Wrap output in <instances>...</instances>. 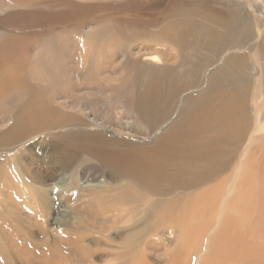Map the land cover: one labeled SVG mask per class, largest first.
Segmentation results:
<instances>
[{"label": "bare ground", "instance_id": "6f19581e", "mask_svg": "<svg viewBox=\"0 0 264 264\" xmlns=\"http://www.w3.org/2000/svg\"><path fill=\"white\" fill-rule=\"evenodd\" d=\"M159 12L149 32L136 21L132 39L172 44L180 73H159L164 60L147 46L152 57H142L138 47L101 65L112 64L108 75L119 81L103 91L106 98L87 70L79 74V87L54 98L45 95L48 88H24L10 128L0 134L5 192L15 204H41L36 186L45 179L42 169L52 168L48 176L57 183L51 195L67 203L61 212L74 214V222L53 235L54 246L63 249L45 255L57 252L62 264H150L144 254L164 261L169 255L179 264L180 251L188 252L181 242L186 226L198 235L195 246L203 233L207 238L198 258L189 252L192 264H251L254 258L264 264V8L233 0H166ZM111 33L104 25L100 38L93 32L82 42L81 60L92 55L89 44L104 43ZM3 69L12 76L1 78L0 93L23 82L13 79L20 65L11 57L0 59ZM104 100L110 114H91ZM36 148L45 153L37 158L40 150L31 153ZM223 182L237 197L227 191L209 200L207 192ZM4 207L0 231L1 223L17 226L7 209L17 206ZM237 223L239 235L233 233ZM170 243L177 247L166 251ZM20 258L2 255L0 264Z\"/></svg>", "mask_w": 264, "mask_h": 264}, {"label": "rangeland", "instance_id": "374dc122", "mask_svg": "<svg viewBox=\"0 0 264 264\" xmlns=\"http://www.w3.org/2000/svg\"><path fill=\"white\" fill-rule=\"evenodd\" d=\"M233 2L239 6L254 2L260 10L264 8V0H233ZM165 4L166 0L157 2L153 0H0V59L11 57V62L19 64L20 69L13 76V79L17 78V80L23 81L19 84L17 82L12 88L8 87V90L0 93V134L10 128L12 124L11 115L15 113L16 107L25 99L24 88L28 86L48 88L50 92L46 91L45 95L54 98V94L69 90L73 84L79 87L81 80L79 74L87 70L88 75H90L88 80L97 85H102L100 93L106 92V88L109 89V86L116 85L119 81L118 78L108 75V72L112 70V64L106 67L101 65L116 55H129L138 47L142 50V57H152L146 53L147 46H150L155 52L153 56H161L165 66L164 69L158 70L159 73L167 68H173L177 74L180 73L178 70L180 54L172 44L152 43L149 36L141 42H136L131 35V29L136 21L141 22L139 25L142 26V31L149 32L152 30V23L161 17L159 11L164 9ZM195 7L198 8L199 6L196 5ZM218 8L219 6H216V9ZM102 25L108 27L109 30L114 29L115 33L103 36L104 43L89 44L88 47L92 55L85 57L82 61L81 56L84 48L82 42L93 37V32H96V38H100ZM159 28L161 29V26ZM94 47L99 49L95 51ZM158 48L162 50L158 52ZM92 57L94 61L91 60ZM95 62H98L99 65ZM98 69L103 72L99 78L96 76ZM6 71L7 69L0 70V80L1 78L6 80L11 78L12 73ZM104 92L100 94V97L106 98ZM110 107L112 105L107 103L106 105L91 107V114L103 110L104 116H107L110 114ZM64 111L74 113L70 110L64 109ZM39 150L36 148L31 153L35 154ZM40 153L44 154L45 151L40 150L37 153V158L41 156ZM24 158H27V155ZM2 159L1 157L0 161ZM33 160L35 162L37 159L31 156V162ZM50 169L52 168L42 169L45 179H43L41 186H36L40 189L38 199L41 200V204H39L40 201L29 205L15 204L14 200L11 201L8 193L5 192V188L8 189L5 186V178L0 176V219H2L1 213L5 208L4 204L7 207L13 204L18 208V210L7 208L9 215L16 221L15 225L17 226L15 228H8L11 226L1 223L3 231H0L2 235L0 237V246H2L0 256L9 258L20 255L23 258H20L17 264H25L26 260H36L43 264L63 263L60 254L57 252L52 257L47 258L45 255L52 250L63 249L61 245L54 246L53 235L60 225H71L74 222V214L61 212L66 209L67 203L65 201L57 202L52 197V186L57 183V178L48 176ZM234 186L236 190L239 189L238 184ZM227 191H231L237 197L229 182H223L211 188L207 195H213L209 200L215 198V201H218ZM41 192L45 193L44 196ZM191 197L197 200V196L191 195ZM204 199L210 202L206 195ZM198 200L203 201V199ZM61 215L65 218H61ZM59 219L61 220L59 221ZM188 228L186 226L181 235V242L184 240L188 252L180 251L179 264H184L186 258L188 264H192L189 252L194 254L193 260H195L202 254L201 245L207 240L205 233H203L199 244L195 246L198 235H193V232ZM187 231L190 232V236L187 235ZM233 233L237 235L241 233V227L238 223ZM189 242L194 243L192 250H190ZM62 244L66 246L63 241ZM171 246L177 247L176 243H170L166 246V251ZM199 248L201 250L196 252ZM169 253L177 252L169 251ZM160 256H166V254H160ZM143 259H145L144 261L148 260L147 262L150 264H171L169 255L166 258L167 262L163 260V257L162 259L150 258L146 254H144ZM252 262L251 264H257L255 263L256 258Z\"/></svg>", "mask_w": 264, "mask_h": 264}]
</instances>
